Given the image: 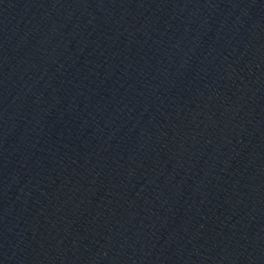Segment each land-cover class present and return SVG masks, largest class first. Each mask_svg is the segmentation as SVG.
<instances>
[{"label":"water","instance_id":"obj_1","mask_svg":"<svg viewBox=\"0 0 264 264\" xmlns=\"http://www.w3.org/2000/svg\"><path fill=\"white\" fill-rule=\"evenodd\" d=\"M0 264H264V0H0Z\"/></svg>","mask_w":264,"mask_h":264}]
</instances>
